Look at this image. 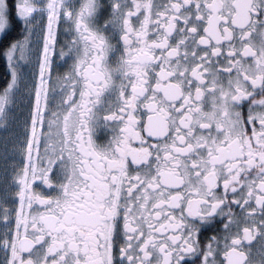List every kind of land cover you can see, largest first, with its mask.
<instances>
[{"label": "snow or ice", "instance_id": "6c2138e0", "mask_svg": "<svg viewBox=\"0 0 264 264\" xmlns=\"http://www.w3.org/2000/svg\"><path fill=\"white\" fill-rule=\"evenodd\" d=\"M0 264H264V0H0Z\"/></svg>", "mask_w": 264, "mask_h": 264}, {"label": "trees", "instance_id": "16d2710c", "mask_svg": "<svg viewBox=\"0 0 264 264\" xmlns=\"http://www.w3.org/2000/svg\"><path fill=\"white\" fill-rule=\"evenodd\" d=\"M3 72H4V62L0 61V76L3 75Z\"/></svg>", "mask_w": 264, "mask_h": 264}]
</instances>
